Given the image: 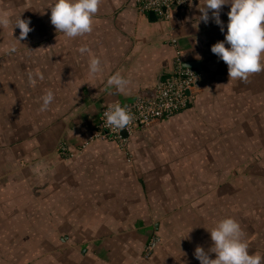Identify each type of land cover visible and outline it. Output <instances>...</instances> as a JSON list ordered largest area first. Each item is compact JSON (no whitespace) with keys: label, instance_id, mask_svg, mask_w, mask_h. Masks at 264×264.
I'll return each mask as SVG.
<instances>
[{"label":"crops","instance_id":"1","mask_svg":"<svg viewBox=\"0 0 264 264\" xmlns=\"http://www.w3.org/2000/svg\"><path fill=\"white\" fill-rule=\"evenodd\" d=\"M54 2L0 0V12L11 19L0 28V264H201L194 252L197 246L206 252L212 247L208 230L216 220L211 217L208 222L214 224L195 230L193 241L183 238L186 253L181 257L161 255L182 241L173 237L174 230H191L176 227L173 217L162 218L179 197L162 178L172 173L173 181H193L197 174L190 167L206 162L197 155L201 130L189 122L199 116L194 109L203 104L201 99H207L209 114L224 121L223 131L207 143L210 166L221 160L222 149L225 155L220 206L226 217L264 234V73L247 82L229 80L226 63L211 52L213 44L225 39L230 5L222 6L221 32L211 11L207 24L199 19L200 0L155 20L139 12L135 0H102L93 32L70 39L51 24ZM18 16L30 20L33 29L21 44L15 40ZM11 45L15 53L8 51ZM81 46L90 51L82 55ZM176 51L183 62L200 61L202 67L187 107L135 132L125 148L89 142L102 109L152 95L173 71ZM92 57L103 65L95 76L88 68ZM117 72L131 81L125 94L107 87ZM234 86L240 89L226 95L224 110L208 102L210 92L224 88L223 93H230ZM48 90L54 100L41 112L40 98ZM173 123L179 126L171 127ZM187 140L197 145L180 156V143ZM180 158L186 160L182 170L177 168ZM167 166L172 171L163 173ZM154 199L160 212L154 213ZM152 235L159 243L144 260ZM209 255L215 259V253Z\"/></svg>","mask_w":264,"mask_h":264},{"label":"clouds","instance_id":"2","mask_svg":"<svg viewBox=\"0 0 264 264\" xmlns=\"http://www.w3.org/2000/svg\"><path fill=\"white\" fill-rule=\"evenodd\" d=\"M101 4L102 0H55L49 6L51 24L57 33H63L70 39L91 34L94 30V16ZM224 5H230V11L227 13V32L224 41H218L211 46V52L226 63L229 80L239 79L247 82L251 75L264 72V0H203L202 5L200 0L199 19L207 24L211 11V18L220 27L221 32H224V24L220 19ZM10 23L11 19L7 13L0 12V28L8 27ZM30 23V20L22 19L21 16L15 19L14 28L20 29L19 38H15L18 43L33 31L29 27ZM226 44L230 47H226ZM8 51L15 53L17 48L11 45ZM78 51L83 55L90 50L87 46H81ZM88 68L93 76L101 73V59L90 58ZM39 79H44L42 73L39 74ZM32 83L35 84V80H32ZM130 85L131 81L119 72L107 80V87L115 88L121 94H125ZM40 100L39 110L47 111L54 100V92L48 90ZM104 117L106 128L120 132L127 129L134 120L130 109L119 103L109 105ZM208 231L213 242L212 247L206 252L203 247L197 246L194 252L201 264H264V256L259 253L249 254L246 233L236 219L221 218ZM209 253H215V259L210 258Z\"/></svg>","mask_w":264,"mask_h":264},{"label":"rangeland","instance_id":"3","mask_svg":"<svg viewBox=\"0 0 264 264\" xmlns=\"http://www.w3.org/2000/svg\"><path fill=\"white\" fill-rule=\"evenodd\" d=\"M261 73H264V72H261ZM263 80H264V75H263ZM239 89H240V86H238V88L234 86L232 88L233 91H231L230 93H228V90L227 92L225 91L223 93V91L225 90L224 88L222 89L220 93L218 92L215 95L210 92V94L207 96V98H210L208 102H211L214 107L217 106V109L222 111L224 110L226 106V95L234 96L236 95V91H238ZM201 100H203L202 101L203 104H201L200 108L194 109L196 112H198L199 116L196 117L195 119L194 118L189 119V122L191 124H194L195 128L199 127L201 130L199 146L201 145L202 146H201V149L198 151L199 153H197V155L199 154L201 158H203L206 162L201 164V166L190 167L191 169H193L194 173L197 174V177L193 178V181L191 180L190 177L188 178L187 181H185L186 179H184L183 177H179V178H183L184 179L183 181H181L179 178L173 181V175L172 173H170L173 167H170V166L163 168V173H170V174H166L162 178V180L166 181L165 183H163V185L166 186V188H173L179 191L178 192L179 197L176 199L178 200V202L174 205V207L171 205L172 206L171 211L163 215L162 218L167 220L173 217L172 219L173 221H175L176 219L174 223L176 227H179V228L188 227V228H191V230H180V231L174 230L175 234L173 237L180 238L179 240H182V241H178L177 242L178 244L172 243L171 244L173 247L171 248L172 252L169 251L168 248H166L164 251L161 252V255H167V254L171 255L172 254V255L177 256L178 258L181 257L183 253H186V250H183L181 247V245H185L183 238L188 241L189 240L193 241L192 239L193 237L191 236L195 230L199 229L200 227L209 228L210 226H212L211 224H214V223L210 224L208 222L210 217L213 218V220L215 219L216 222L219 219L226 217L225 207L220 206L222 203L221 201L223 200V197H224L223 189L225 187L224 151L223 149L220 151L221 160L220 161L218 160L216 165L213 167L208 164V162L210 161V158L207 152V143L213 140L214 137H212V135L217 136L221 132V130L223 131L224 121L220 120L222 122V124H220L218 120L215 117H213L214 115L209 114L208 112L210 109L208 108L207 99L206 100L201 99ZM173 126H179V125H176L175 123H173L171 127ZM101 141H107L108 143H114L110 140H104V139L95 140L94 142H101ZM114 144L117 149H120V147L116 143ZM192 144H194V146L197 145V143H193L190 140L189 141L187 140V142H184V143H180V148H179L180 156H183L184 154L186 155L188 153L191 154L192 152L191 149L193 147ZM180 159L182 160V162L180 161L181 163L180 165L177 166V168L178 169L185 168L186 160L184 162L183 158H180ZM212 173H214L215 176L214 175L212 176ZM214 192H217L218 194L216 195ZM220 192L223 196L221 197V199L218 197ZM211 193L212 194L214 193L213 195H216V198H213L212 201L209 198V195H211ZM145 200L148 203L151 199L145 198ZM140 201L141 200H137L138 203ZM153 201L154 203L152 204V206L154 209V213L160 212V210H162L160 206L154 207V204H158V200L154 199ZM168 201L172 203V200L169 199ZM199 207H202L201 211H199ZM153 216L155 217L157 215H153ZM241 227L246 233V242L249 245V254L250 255L254 253L260 254L261 251L258 249L259 244H261L262 250H263L262 253L264 254V234L263 232H261V230L259 229L258 230L251 229L253 228V226L249 227L245 223H243ZM151 256L145 257L142 254V258L144 260H148Z\"/></svg>","mask_w":264,"mask_h":264},{"label":"built area","instance_id":"4","mask_svg":"<svg viewBox=\"0 0 264 264\" xmlns=\"http://www.w3.org/2000/svg\"><path fill=\"white\" fill-rule=\"evenodd\" d=\"M191 0H135L136 9L142 13H152L161 19H168V13L173 8H186ZM179 51L173 59V71L163 78L154 89L151 97H139L127 107L134 116L133 122L120 131L105 127L104 108L89 137V142L104 139L116 143L121 149L125 148L130 136L146 128L153 121L167 119L184 110L191 99L194 81L199 78V72L186 68ZM123 133L126 135L123 136ZM159 243L157 237H152L143 249V255L149 257Z\"/></svg>","mask_w":264,"mask_h":264},{"label":"water","instance_id":"5","mask_svg":"<svg viewBox=\"0 0 264 264\" xmlns=\"http://www.w3.org/2000/svg\"><path fill=\"white\" fill-rule=\"evenodd\" d=\"M149 18L151 20H155V15L150 13L148 14ZM184 66H187L186 68H191V69H195L197 71H201L202 70V67H201V62L200 61H186L183 63ZM200 83V78H197L195 81H194V85H199ZM154 92V90H153ZM153 92H152V95H153ZM152 95L150 96H147V95H143L144 97H151ZM123 136L125 137L126 135L123 133Z\"/></svg>","mask_w":264,"mask_h":264},{"label":"trees","instance_id":"6","mask_svg":"<svg viewBox=\"0 0 264 264\" xmlns=\"http://www.w3.org/2000/svg\"><path fill=\"white\" fill-rule=\"evenodd\" d=\"M152 237H157V238H158V236H156V235H152V236L147 240V242H148ZM147 242H146V244H147ZM146 244H145V246H146Z\"/></svg>","mask_w":264,"mask_h":264}]
</instances>
